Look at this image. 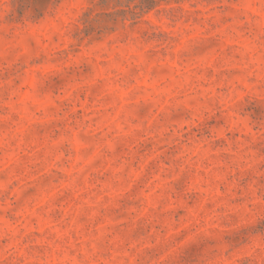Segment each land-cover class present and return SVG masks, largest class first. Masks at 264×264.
Listing matches in <instances>:
<instances>
[{
    "label": "rangeland",
    "instance_id": "obj_1",
    "mask_svg": "<svg viewBox=\"0 0 264 264\" xmlns=\"http://www.w3.org/2000/svg\"><path fill=\"white\" fill-rule=\"evenodd\" d=\"M0 264H264V0H0Z\"/></svg>",
    "mask_w": 264,
    "mask_h": 264
}]
</instances>
